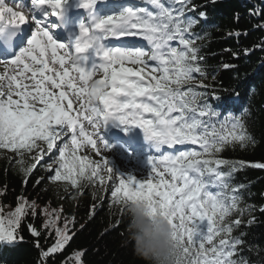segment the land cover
Masks as SVG:
<instances>
[{"label":"trees","instance_id":"1","mask_svg":"<svg viewBox=\"0 0 264 264\" xmlns=\"http://www.w3.org/2000/svg\"><path fill=\"white\" fill-rule=\"evenodd\" d=\"M160 1L185 48L171 89L211 143L202 166L217 165L226 185L211 250L189 244L150 193L103 189L108 181L92 162L64 157L54 172L42 169L39 156L62 131L48 122L46 131L16 132L2 96L0 264H201L202 254L219 253L222 264H264V0ZM45 177L58 185L47 188Z\"/></svg>","mask_w":264,"mask_h":264},{"label":"rangeland","instance_id":"2","mask_svg":"<svg viewBox=\"0 0 264 264\" xmlns=\"http://www.w3.org/2000/svg\"><path fill=\"white\" fill-rule=\"evenodd\" d=\"M57 64L62 66L63 61L58 60ZM129 68L135 69L136 67L129 66ZM18 76H22V78L18 79ZM60 76L62 77L61 79ZM53 77L56 79L55 83L52 85H46V94L40 96L38 94H34V92L37 91L33 90V85L36 82L31 81L18 71H15L14 74L10 72L7 74V79L5 81H0V94L6 97L9 104L14 106L16 109H19V111H23L25 108H28L33 113H36L37 110L43 108L50 111H56V115H54L53 119L60 122L61 125L65 118H68L70 121L71 116L78 114L76 111L78 103L76 95L77 85L75 84L76 76L69 74L67 68L65 67L56 68L54 66ZM39 91H42V89ZM58 91L64 92L69 97V102H64L60 99L57 95ZM64 130L65 128L63 131ZM74 137L75 139H73ZM54 141L57 145H55L49 153L40 155V160L37 158L39 160L37 164H39V166L41 165L42 169L54 172L56 166L64 159V157L68 160L76 162H92L94 166H99L101 168L102 178L108 181L107 185L104 186L103 189H107L110 193H119L123 198L130 197V195L134 193V190L138 189L135 186L141 185V187H143L144 182L151 174L148 173V170L143 169H139L137 174L133 173L129 169L130 166H126L124 161L116 158V151H110L102 145L98 144L97 146V151L100 153L89 149L84 141L81 140L77 142L78 136L74 135L72 132L67 133V128L66 132L56 137ZM57 141L60 142L58 143ZM160 171L161 169L159 167H154L152 173L159 174ZM168 177L172 178L173 176L168 172ZM163 178L167 180V177L163 176ZM57 179V177H52L51 180H48V178L45 177L41 181H44L43 184L48 188L58 185ZM68 194L69 193L65 191L57 192V195L60 197L59 199L64 198ZM65 205L69 207V201H66ZM26 207H28L27 203H23L20 205V208L14 210L13 215L17 216L19 212L22 209L25 210ZM57 216L58 213L55 211L47 213V219L52 222H56ZM171 217L177 219V216L171 215ZM194 220H196V218ZM186 223H188L187 220ZM183 236L189 244L193 242L196 245L199 244L207 247L208 249L210 248V239L196 241L194 236L189 235V232Z\"/></svg>","mask_w":264,"mask_h":264},{"label":"bare ground","instance_id":"3","mask_svg":"<svg viewBox=\"0 0 264 264\" xmlns=\"http://www.w3.org/2000/svg\"><path fill=\"white\" fill-rule=\"evenodd\" d=\"M54 2L60 1V0H53ZM94 4L96 5V0H93ZM42 2V1H41ZM43 2H45V0H43ZM34 4L31 5V8H34ZM49 6L48 3H43V7ZM28 8V5L26 6ZM61 55H64V52L61 50L60 51ZM10 71H12L11 68H6L3 64L0 63V80H4V75L8 74ZM168 147H171V145H169Z\"/></svg>","mask_w":264,"mask_h":264}]
</instances>
